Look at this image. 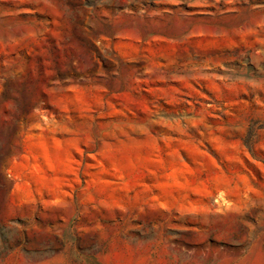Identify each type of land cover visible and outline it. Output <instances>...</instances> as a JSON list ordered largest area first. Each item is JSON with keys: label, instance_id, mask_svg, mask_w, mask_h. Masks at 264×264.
<instances>
[{"label": "rangeland", "instance_id": "obj_1", "mask_svg": "<svg viewBox=\"0 0 264 264\" xmlns=\"http://www.w3.org/2000/svg\"><path fill=\"white\" fill-rule=\"evenodd\" d=\"M0 264H264V0H0Z\"/></svg>", "mask_w": 264, "mask_h": 264}]
</instances>
